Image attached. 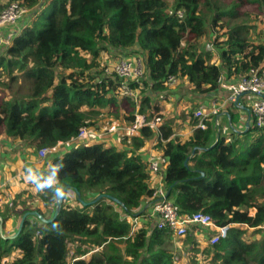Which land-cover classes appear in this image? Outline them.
I'll list each match as a JSON object with an SVG mask.
<instances>
[{"label": "trees", "instance_id": "1", "mask_svg": "<svg viewBox=\"0 0 264 264\" xmlns=\"http://www.w3.org/2000/svg\"><path fill=\"white\" fill-rule=\"evenodd\" d=\"M21 3L28 13L7 26L22 28L8 46H0V135L35 150L71 141L82 127H97L108 116L116 118L110 124H130L137 114L158 118L155 99L172 89L169 76L186 79L193 92L204 94L218 88L225 71L240 77L264 64V44L255 37L264 0ZM105 52L142 56L138 101L122 93L123 80L100 61ZM205 123L206 129L197 128L187 140L172 138L166 123L144 126L139 137L124 136L123 148L74 142L52 153L51 163L66 165L60 180L71 189L53 221L59 228L28 216L18 236L9 239L18 255L8 264H175L168 231L146 225L132 230L131 217L143 214V201H152L151 174L140 152L151 141L167 158L164 184L181 212H202L218 226L230 225L227 238L203 249L189 232L184 243L192 257L200 252L211 264H264V127L253 126L243 139L213 143L215 131ZM100 194L108 196L89 204ZM39 199L55 212L51 193L36 197L26 190L11 208L1 206L3 229L12 217L21 220L31 211L51 218L34 207ZM249 230L257 238H247ZM10 250L0 247V264Z\"/></svg>", "mask_w": 264, "mask_h": 264}, {"label": "built area", "instance_id": "2", "mask_svg": "<svg viewBox=\"0 0 264 264\" xmlns=\"http://www.w3.org/2000/svg\"><path fill=\"white\" fill-rule=\"evenodd\" d=\"M27 13L18 3H12L0 11V41L1 33L5 26L13 25L22 19ZM180 15L181 12H179ZM114 72L123 80L121 91L123 94L130 96L135 101L139 100V90L143 88V78L145 75L144 61L141 55H133L131 57H121L114 64ZM137 84L136 88H131L130 84ZM178 79L175 76H169L166 83L169 87L177 84ZM221 86L226 87L229 91L227 102L236 103L239 105V98L243 94L252 95L250 101L249 112L253 118L254 126L257 128L264 127V65L256 68H251L248 73L241 76L235 84H226L223 78H220ZM161 99H166L164 94L160 95ZM221 112L220 107L214 106L210 110V115L215 116ZM195 118L199 120L198 127L205 129L206 124L203 122L206 115V109L200 106L195 111ZM157 120L147 121L142 114H137L134 122L130 124L114 123L109 128L99 127H82L79 130L76 138L71 141L60 142L56 146L44 147L39 150V156L45 158L49 154L57 151L61 144L68 142H77L82 144H97L102 143L107 135L129 138L141 136V129L144 126L157 128ZM148 170L151 177L157 178V183L153 187L152 201L150 202L149 217L156 219V228L166 230L171 234L174 241L185 238L189 230L196 228V235L205 240L208 245H215L222 239L227 238L230 225L218 226L209 214L197 212L194 214H183L179 207L168 198V192L164 184V175L167 166V158L159 153L152 152L148 158ZM14 196L5 193L4 196L0 193V206L7 203L9 207L13 206ZM251 215H254L255 209L249 210ZM147 214V213H146ZM143 215V214H142ZM141 215L131 217L132 230L136 231L141 224ZM264 228V226H262ZM208 229L210 233H205L203 230Z\"/></svg>", "mask_w": 264, "mask_h": 264}, {"label": "crops", "instance_id": "3", "mask_svg": "<svg viewBox=\"0 0 264 264\" xmlns=\"http://www.w3.org/2000/svg\"><path fill=\"white\" fill-rule=\"evenodd\" d=\"M25 17V16H24ZM22 27L6 26L1 33L0 43H4L7 46L10 44L11 39L15 36L17 32L21 30ZM210 49L211 44H207ZM218 63L217 58H213L212 62ZM264 65V64H262ZM241 77V76H240ZM240 77L229 76L225 71L222 75L223 81L226 84H236ZM166 99H161L160 95L156 97L155 104L158 106V118L157 127L168 123L173 128L172 138L187 140L193 136L194 131L199 128V120L195 118V111L203 106L206 109V117L203 122H211L210 126L214 129V141L216 143L220 137L225 138L227 141H232L239 137L243 139L245 132L254 126L253 118L249 112V104L252 95L243 94L239 98V105L236 103L227 102V96L229 91L226 87L220 85L217 89L210 93L198 94L193 92L192 86L186 79L178 80V84L169 91V93L164 94ZM220 107L221 112L218 115L211 116L210 110L214 107ZM172 113L170 114V112ZM193 112L194 120L190 117V113ZM196 122V125H194ZM206 124V123H205ZM207 126V125H206ZM206 129V128H205ZM157 137L155 138V140ZM113 136V146L118 148H123L125 146ZM72 143L71 145H69ZM74 142H68L67 144H61L57 151L54 153L59 154V152L68 150L72 147ZM155 141L148 142L147 146L140 150L141 155L144 160L148 161L149 155L152 152H157L153 147ZM51 157L54 154H49L45 158L39 156V150H35L24 142L20 140H15L0 136V193L4 196L5 193L12 194L16 196L24 191L31 190V184L25 180L26 169L31 167L39 170H46L49 163H51ZM157 183V178H150V186L153 188ZM3 206V205H1ZM0 206V212H2L3 207ZM143 215L141 218V226H147L148 228H153L156 226V219L148 218L150 203L149 199H146L142 203ZM147 213V214H146ZM1 217V216H0ZM17 217H12L3 229V235L5 237L13 236L17 233L20 221L16 222ZM205 233H210L208 229L203 230ZM196 228L193 227V236L197 241L199 247H203L208 244L200 238L197 234Z\"/></svg>", "mask_w": 264, "mask_h": 264}, {"label": "rangeland", "instance_id": "4", "mask_svg": "<svg viewBox=\"0 0 264 264\" xmlns=\"http://www.w3.org/2000/svg\"><path fill=\"white\" fill-rule=\"evenodd\" d=\"M22 0H14V1H10V0H0V11L3 10L4 8H6L7 6H9L10 4L12 3H18L20 4L24 9L27 10V13L29 11L28 7L24 6L22 3H21ZM26 13V14H27ZM256 24H257V28H256V33L259 35V36H255L256 37V41L258 43H262L264 44V17L261 16L257 19L256 21ZM260 33V34H259ZM208 41V40H207ZM206 41V42H207ZM4 43H0V46L2 47ZM0 47V48H1ZM121 57H118L115 53H108V52H105L101 55V58H100V61H102L103 63H105V65L108 66V71L111 72V73H115L114 72V64L116 62V60L120 59ZM116 74V73H115ZM178 84V82H177ZM176 84V85H177ZM175 85V86H176ZM174 86V87H175ZM120 97H122L121 95H119ZM120 100V99H119ZM106 110V109H105ZM172 113V111L170 112V114ZM113 118V119H112ZM113 120H116V118H114L113 116H108V117H105L99 124H97V127H99V129L101 130L102 128H109L112 124H110L111 122H113ZM157 120V118H156ZM158 121V120H157ZM119 123H122V124H125L123 121L119 122ZM109 125V127H108ZM1 136V135H0ZM124 136H121V137H118L117 139H120L119 141L122 142V138ZM22 142V141H21ZM102 143H105L106 145L110 146V145H113V136H109L107 135L105 140L102 142ZM72 143H70L69 145H71ZM116 145V144H115ZM114 145V146H115ZM78 148H83V145L82 144H78ZM31 192L33 194L37 196H39L41 194V192H37L33 185L31 186ZM15 197V196H14ZM41 199H39V201L36 200L35 204H34V207H37L39 209L42 210V212H44V214L46 215V217L48 216H51L52 214H54V206H50V207H47L46 205H44V203H42L40 201ZM5 203H3L2 205H4ZM11 208V207H9ZM16 222L18 220H20V217H17L16 219ZM34 220V218H33ZM40 226H42V223H39ZM193 229L189 230V232H192ZM188 232V233H189ZM187 233V234H188ZM252 230H249V234L247 235V238H250V239H255L257 237L255 236H252ZM3 236L1 235L0 233V247L1 248H8L10 250V252L8 251H4V254H3V258H2V263L1 264H8L9 261L11 260L12 258V255L13 257H15L16 255H18L17 251L14 250L13 246L15 245V240H7V241H4L3 240ZM187 236L185 237V239H181V240H176L174 241V243H172V247L171 249H173L175 252V255H174V260H175V264H211V258L209 259H204V257L201 255V253H197V258H193L192 256V249L190 247V245H187L184 243V240H186ZM259 238V236H258ZM6 240V238H4ZM14 241V242H13ZM174 244V246H173ZM15 247V246H14ZM189 250V251H188ZM16 251V252H15ZM72 254V253H71Z\"/></svg>", "mask_w": 264, "mask_h": 264}, {"label": "clouds", "instance_id": "5", "mask_svg": "<svg viewBox=\"0 0 264 264\" xmlns=\"http://www.w3.org/2000/svg\"><path fill=\"white\" fill-rule=\"evenodd\" d=\"M65 167L66 165L62 160L55 163H49L46 170L29 167L26 169L25 180L33 185L37 192L51 193L53 203L63 204L64 200L71 192V189L62 184L60 180V173ZM52 228L58 229V222H53Z\"/></svg>", "mask_w": 264, "mask_h": 264}, {"label": "water", "instance_id": "6", "mask_svg": "<svg viewBox=\"0 0 264 264\" xmlns=\"http://www.w3.org/2000/svg\"><path fill=\"white\" fill-rule=\"evenodd\" d=\"M194 153V152H193ZM186 164H187V162H186ZM68 188V187H67ZM77 194H79L78 192H76ZM108 195H104V194H100L99 196H97V198H95L92 202H90L89 204H91V205H93L94 203H96L99 199H101V198H103V197H107ZM109 198V197H108ZM112 199H113V197H112ZM82 203H84V204H87L85 201H83L82 200ZM61 207H62V204H57L56 205V208H55V212H54V215L51 217V218H49V219H47V218H45L43 215H41L38 211H31V212H27V213H25L24 215H23V217L21 218V221H20V226H19V229H18V231H17V233L15 234V235H13V236H10V237H5L4 235H3V221H2V218L0 217V233H1V235L4 237V238H6V239H14V238H16L17 236H18V234L20 233V231H21V229H22V227H23V225H24V222H25V220H26V218L28 217V216H30V215H33V216H35L36 218H38L40 221H42L43 223H51V222H53L56 218H57V216L59 215V213H60V210H61Z\"/></svg>", "mask_w": 264, "mask_h": 264}]
</instances>
